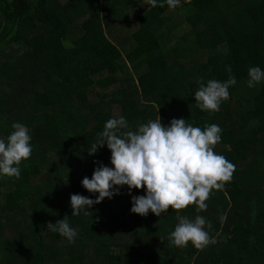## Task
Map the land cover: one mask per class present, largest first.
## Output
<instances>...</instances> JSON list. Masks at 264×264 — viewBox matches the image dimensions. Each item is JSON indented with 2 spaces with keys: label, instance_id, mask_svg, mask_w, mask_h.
I'll use <instances>...</instances> for the list:
<instances>
[{
  "label": "trees",
  "instance_id": "1",
  "mask_svg": "<svg viewBox=\"0 0 264 264\" xmlns=\"http://www.w3.org/2000/svg\"><path fill=\"white\" fill-rule=\"evenodd\" d=\"M144 3L0 0V138L21 123L32 146L19 179L0 175V264H264V81L246 83L249 67L264 71V0H180L134 12ZM170 13L180 24H165ZM230 75L236 84L218 112L196 107L198 78ZM119 116L130 130L158 116L165 126L184 118L222 129L213 150L235 165L232 179L212 190L206 210H180L210 221L212 238L224 234L220 250L171 246L176 210L130 212L144 188L121 186L87 209L92 216L71 215L70 194L98 196L81 180L91 179L94 161L111 168V153L88 151ZM65 216L73 243L46 228Z\"/></svg>",
  "mask_w": 264,
  "mask_h": 264
},
{
  "label": "clouds",
  "instance_id": "2",
  "mask_svg": "<svg viewBox=\"0 0 264 264\" xmlns=\"http://www.w3.org/2000/svg\"><path fill=\"white\" fill-rule=\"evenodd\" d=\"M165 3L170 9L180 5V0H146V5L163 8ZM231 73V68L226 67ZM247 87L253 88L264 81V71L258 66L249 67ZM198 89L194 92L196 107L201 111L215 113L222 102L230 97L229 88L236 84L234 76L226 81L203 78L197 79ZM13 131L0 138V175L20 178L19 167L32 153L31 136L28 128L21 123L12 124ZM222 129L216 125H205L203 130L186 123V119H172L167 126L158 116L155 120L139 124L130 130L124 116L110 118L97 140L91 145L89 155H94L105 145L110 151L112 167L94 161L92 177L85 176L81 185L89 193H98L90 199L80 194H70L71 215L92 216L93 205L103 199H111L120 194V187L127 186L129 194L133 188H144L145 195L132 196L130 212L146 216L149 211L159 217L169 208L176 210L177 223L170 231L168 240L171 246L187 247L188 243L199 250L215 239L209 235L211 222L203 216L194 219L180 215V210L195 204L197 211L206 210L205 201L213 189H223L232 179L235 165L223 155L216 154L214 146L221 141ZM115 186V187H114ZM46 228L58 233L73 243L77 231L72 228L68 216L55 223L47 222Z\"/></svg>",
  "mask_w": 264,
  "mask_h": 264
},
{
  "label": "rangeland",
  "instance_id": "3",
  "mask_svg": "<svg viewBox=\"0 0 264 264\" xmlns=\"http://www.w3.org/2000/svg\"><path fill=\"white\" fill-rule=\"evenodd\" d=\"M59 3H62V2H65L66 0H57ZM144 7H141V5H137L136 6V8H135V10H134V12H137V13H139V12H141V8H143V9H148L149 8V6L148 5H146V3H144ZM169 15H171V17L168 19V21L167 22H165V24H167V26H170V24L172 25V26H175L176 24H180L179 22H180V20H183L182 18H179L180 17V15H177L176 13H174V14H169ZM183 26V24L180 26V28ZM185 26V25H184ZM135 29V28H134ZM170 41H169V44L170 45H174L175 44V42H180V40L179 39H177V38H174V37H170V39H169ZM63 44H65V45H68L69 43L67 42V41H64L63 42ZM177 44V43H176ZM128 65V64H127ZM129 66V68H131V65L129 64L128 65ZM131 70H132V68H131ZM215 239V243L214 244H212L213 245V249L217 252L218 250H220L221 249V247L223 246V244H224V242H225V240H226V236L224 235V234H219V235H217V237L216 238H214Z\"/></svg>",
  "mask_w": 264,
  "mask_h": 264
}]
</instances>
